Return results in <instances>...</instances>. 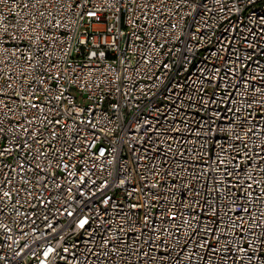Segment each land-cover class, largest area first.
Listing matches in <instances>:
<instances>
[{
    "label": "built area",
    "instance_id": "built-area-1",
    "mask_svg": "<svg viewBox=\"0 0 264 264\" xmlns=\"http://www.w3.org/2000/svg\"><path fill=\"white\" fill-rule=\"evenodd\" d=\"M0 264H264V0H0Z\"/></svg>",
    "mask_w": 264,
    "mask_h": 264
}]
</instances>
